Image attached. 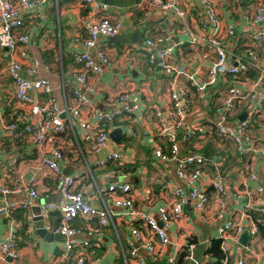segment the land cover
I'll use <instances>...</instances> for the list:
<instances>
[{
	"label": "crops",
	"instance_id": "1",
	"mask_svg": "<svg viewBox=\"0 0 264 264\" xmlns=\"http://www.w3.org/2000/svg\"><path fill=\"white\" fill-rule=\"evenodd\" d=\"M90 1L93 3L85 0H45L40 8L22 15V31L28 37L26 45L21 47L25 56L19 58L16 52L7 57L4 56V50L0 49V184L12 185L27 181L31 176L32 188L38 193L39 200L51 199V202L39 205V200L28 201V208H17L10 219L0 218V241L10 228L17 237L16 259L4 257L0 259V264H57L62 258L65 239L64 243L44 242L32 231L31 208H43L42 206L51 203L57 205L62 201L53 175L41 165V160L48 157L55 148L62 154L60 172L74 178V190L91 207L101 209L98 191L110 182H120L117 178H122L121 182L131 185L135 207L147 212L157 221L158 227H162L155 207H151L146 200L154 199L158 204L162 203L159 198L169 199L166 191H160V184L162 181H175L174 165L156 164L152 157L154 142L163 149V145L155 138L153 112L168 105L167 93L172 72L147 64L146 56L154 48H146L144 41L169 37L167 45L173 46L169 67L182 68L193 78H205L207 69L215 59L214 51L207 44L191 45L185 33L188 30L189 34L198 39L208 36V32L203 31L199 25L201 6L199 0H176L186 12V18L182 22L170 12L152 5H139L135 0ZM211 2L221 24L232 27L235 34L233 39L222 41L231 64L233 57L250 45L248 36L260 28L245 24L241 19L242 12L251 10L256 2L264 4V0ZM102 16L119 22L121 29L113 38L98 39L97 48L105 52L110 64L102 66L99 75H88V84L93 87V91L88 92L78 86L71 75L77 69L73 63V54L85 51L91 55L95 49H83L80 43L74 44V39L84 40V25ZM257 55L264 63V43L258 48ZM8 58L19 61L21 74L27 79L32 78L25 75V70L34 67L35 77L45 78L49 82L52 95L60 106L65 103L72 107V94L77 89L85 91L89 100L88 106L81 110L79 118L72 120L71 124L64 114L59 115L58 120L63 124L64 131L52 136L40 147L31 136L24 134L21 125H17L15 121L16 114L26 112L28 106L18 103L14 98L13 84L5 74ZM253 77V74L245 80L242 79L244 77H239L237 86L245 91L246 79L253 80ZM178 78V85L190 89V96H193L191 87L182 79L184 77ZM223 78H226L224 82L220 81L207 90L205 103H193L192 111L186 117V124L196 127L199 125L197 128L201 132L186 143L182 142L181 132H176L181 156L198 152L207 160L201 168L206 179L201 180V185L211 202L204 211L198 213L183 207L180 217L163 228L168 243L163 246L156 244L154 256H148L143 251L140 253L146 264H174L178 254L186 246H191L190 252L185 251L186 255L190 253L193 262L184 259L183 264H234L238 258L243 260V264H264V192L256 194V188H264V168L257 156H236L227 144L210 135L213 104L219 94L230 86L229 81H232L230 76ZM261 89L264 90V83L260 86L259 90ZM118 94L126 95L125 105L131 109V113L117 118L109 126L104 146L94 152L95 123L89 111L109 109L111 100ZM29 96L31 102L38 105L47 101L43 93L30 92ZM253 104V100H243L237 111L240 114L245 111L247 113ZM259 114L263 121L255 130L254 136L264 150V103ZM10 123L17 125L14 131L2 128ZM113 152L119 155L117 162L109 161L104 166L98 165V162L105 160ZM11 161L13 166L10 168L8 163ZM248 167L256 175L254 180L245 175ZM214 169H219L226 176L224 186L227 193L223 206L218 205L215 192L207 184ZM235 192L239 194L237 199L232 197ZM8 200L20 204L24 197L11 195ZM250 206L262 208V212L255 213L252 222L244 216ZM111 212L119 214L120 210L112 208ZM48 214V219L42 221L45 229L59 223L57 212L50 211ZM226 221H238L244 226V230L238 235L231 233L228 236L224 242L225 252L219 247L223 259L215 263L206 251L212 240H219L220 245L217 230ZM250 223L256 228L253 236L247 230ZM71 226L80 231L76 236L77 240H87V247H75L68 254L69 264H74L73 257L78 252L87 256L88 264H134L128 257L131 240L125 219L113 217V226L99 227L94 218H78L71 222Z\"/></svg>",
	"mask_w": 264,
	"mask_h": 264
},
{
	"label": "built area",
	"instance_id": "2",
	"mask_svg": "<svg viewBox=\"0 0 264 264\" xmlns=\"http://www.w3.org/2000/svg\"><path fill=\"white\" fill-rule=\"evenodd\" d=\"M45 0H0V49L4 50V56H12L18 52V57H24L25 52L21 47L26 45L28 37L24 34L22 15L24 12L40 8ZM139 5H152L170 14L180 21L186 18V12L180 7L176 0H135ZM191 1V0H187ZM248 2L249 0H237ZM85 2L93 1L85 0ZM201 14L199 25L203 31L208 32V36L198 39L185 33L189 37L191 45H209L215 54V59L209 66L205 78H193L187 75L182 68L173 69L168 65L172 55L173 46L167 45L169 37H156L146 39L144 46L154 48L146 56L147 64L155 65L160 70H169L172 77L169 81V91L167 93L168 105L163 109H155L153 112L156 126V140L163 145V149L154 142L152 157L156 164L174 165V182L162 181L160 191H166L169 199L162 200V203H155L154 199H147L151 207H155L158 221L162 227H158L157 221L141 208L134 205L131 185L124 182H110L98 191L101 209L91 207L78 191L74 190V178L64 176L59 170V163L62 154L55 148L50 151L48 157L41 160L43 165L54 177L61 196V203L47 204L39 208L42 221L47 220L49 212H57L59 223L52 228H46L53 234H60L65 237L62 250V258L57 264H69L68 254L75 248L87 247V240H77L76 236L80 231L72 228L71 222L75 219L94 218L99 227L113 226V217L125 219L128 228L131 244L129 245L128 257L134 264H146L144 258L140 256L143 251L148 256L156 254V244L166 245L168 239L163 228L169 223L177 220L183 207H188L195 212H201L208 207L211 199L206 190L201 185V180H206L202 171V165L207 161L205 157L193 152L181 156L176 139V132H181L182 142L186 143L200 133L201 130L196 126L186 124V117L191 113L194 102L205 103L206 92L210 87L217 85L220 81H225L226 76L232 77L229 81L230 86L220 93L213 104V117L210 122V135L217 140L227 144L236 156H257L264 168V150L258 145L257 137L254 132L262 124L263 118L259 114L264 103V90H259L264 83V63L259 59L257 50L264 43V4L256 2L251 10H244L241 14L243 22L249 26L257 25L259 30L248 36L250 45L245 47L241 53L236 54L229 63L226 49L222 43L224 39H233L235 34L233 28L224 26L218 19L211 0H199ZM103 8V7H102ZM85 38L74 39V44L80 43L83 49H95L89 55L82 52L73 54V63L77 69L71 74L76 84L88 92L93 91V87L88 84V75L97 76L101 72L102 66L110 64L109 57L102 49L97 48L99 38H113L120 32L121 26L117 21H110L106 16L99 17L84 25ZM240 40V38H239ZM35 64V63H34ZM36 65V64H35ZM5 74L10 79L14 87V98L18 103L28 106L26 112L16 114L15 121L21 125L24 134L31 136L35 144L40 147L52 136L61 134L64 131L63 124L58 120L59 115L64 114L69 124L72 120L79 118L81 110L88 106L87 95L80 90H74L72 94L73 106L67 104L60 106L56 98L52 95L49 82L42 77L36 76V69L29 67L25 70V75L32 79H27L21 74L19 61L9 59L5 66ZM253 74V80H247L246 90L243 91L237 86L239 77L249 78ZM180 77H184L189 84L193 96H190V89L179 86ZM43 93L46 96V103L38 105L32 103L29 93ZM125 94H118L109 104V109L98 111L91 109L89 115L95 123V137L93 151L97 152L104 146L107 139L108 128L119 118L131 113V109L125 105ZM254 104L247 110L246 116L242 121L238 120L240 113L237 111L238 105L243 101ZM236 120L234 121V119ZM14 123L7 124L2 128L7 131H14L17 128ZM119 155L111 153L105 160L98 162L99 166H104L107 162H117ZM11 168L13 161L8 163ZM37 171V170H36ZM245 175L250 180H254L256 175L251 167L245 169ZM225 173L219 169L209 178L207 184L215 192L218 198V205L223 206V199L227 193L225 188ZM33 178L27 181H19L12 185L0 184V218L10 219L17 208L22 210L28 208V201H38V193L32 188ZM165 192V193H166ZM264 188H256V194H263ZM160 193V192H159ZM11 195L23 196L24 200L20 204L9 201ZM238 192L232 197L237 199ZM27 201V202H26ZM119 209V214H113L111 209ZM249 212L260 213L261 207H249L245 212L248 220L251 221ZM139 226V227H138ZM6 236L0 241V259L7 257L11 260L16 259V234L10 228ZM244 226L238 221L224 222L217 230L220 238V250L225 252V240L231 233L240 234ZM249 235L256 233L253 223L248 226ZM135 245V246H133ZM186 251H191V246H186ZM193 262L190 253L184 257ZM74 264H88L87 256L84 253H76L73 257ZM171 262V260H170ZM199 264V263H196ZM234 264H243V260L238 258Z\"/></svg>",
	"mask_w": 264,
	"mask_h": 264
},
{
	"label": "water",
	"instance_id": "3",
	"mask_svg": "<svg viewBox=\"0 0 264 264\" xmlns=\"http://www.w3.org/2000/svg\"><path fill=\"white\" fill-rule=\"evenodd\" d=\"M246 111L241 113L238 116V120L242 121L245 118ZM114 141V140H113ZM29 177V175H28ZM54 199V198H52ZM47 202H51V199H40L37 204H46ZM31 214H32V231L34 235L41 239L44 242H51V241H56V242H61L64 243L65 237L60 235V234H53L51 232H48L44 226L42 219L40 217V212L38 206H34L31 208Z\"/></svg>",
	"mask_w": 264,
	"mask_h": 264
},
{
	"label": "trees",
	"instance_id": "4",
	"mask_svg": "<svg viewBox=\"0 0 264 264\" xmlns=\"http://www.w3.org/2000/svg\"><path fill=\"white\" fill-rule=\"evenodd\" d=\"M249 215H250L251 220H252L255 213L249 212ZM206 252L215 260L214 261L215 263H217L219 260L221 261V259H223V254L219 250V240H212L211 244L208 247ZM185 256H186V251H185V248H183V250L178 254L177 259H176L174 264H183ZM217 264H219V263H217Z\"/></svg>",
	"mask_w": 264,
	"mask_h": 264
},
{
	"label": "rangeland",
	"instance_id": "5",
	"mask_svg": "<svg viewBox=\"0 0 264 264\" xmlns=\"http://www.w3.org/2000/svg\"><path fill=\"white\" fill-rule=\"evenodd\" d=\"M117 179H118L120 182H121V181H123V179H122V178H117ZM118 180H116V181H118Z\"/></svg>",
	"mask_w": 264,
	"mask_h": 264
}]
</instances>
